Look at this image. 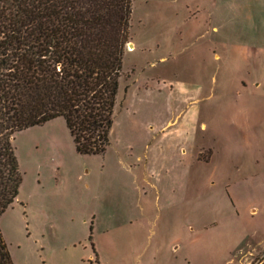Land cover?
Instances as JSON below:
<instances>
[{"label": "rangeland", "instance_id": "374dc122", "mask_svg": "<svg viewBox=\"0 0 264 264\" xmlns=\"http://www.w3.org/2000/svg\"><path fill=\"white\" fill-rule=\"evenodd\" d=\"M109 139L14 134L13 264H239L264 236V0H133Z\"/></svg>", "mask_w": 264, "mask_h": 264}, {"label": "trees", "instance_id": "16d2710c", "mask_svg": "<svg viewBox=\"0 0 264 264\" xmlns=\"http://www.w3.org/2000/svg\"><path fill=\"white\" fill-rule=\"evenodd\" d=\"M132 2L0 0V215L21 182L15 133L62 117L76 152L109 145Z\"/></svg>", "mask_w": 264, "mask_h": 264}, {"label": "crops", "instance_id": "0c3cea01", "mask_svg": "<svg viewBox=\"0 0 264 264\" xmlns=\"http://www.w3.org/2000/svg\"><path fill=\"white\" fill-rule=\"evenodd\" d=\"M236 254L239 257V264H264V236L244 250L237 249Z\"/></svg>", "mask_w": 264, "mask_h": 264}, {"label": "water", "instance_id": "95a60500", "mask_svg": "<svg viewBox=\"0 0 264 264\" xmlns=\"http://www.w3.org/2000/svg\"><path fill=\"white\" fill-rule=\"evenodd\" d=\"M130 45H132V44H128V46H130Z\"/></svg>", "mask_w": 264, "mask_h": 264}]
</instances>
